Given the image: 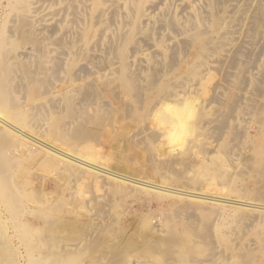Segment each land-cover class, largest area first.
Listing matches in <instances>:
<instances>
[{
	"label": "bare ground",
	"instance_id": "obj_1",
	"mask_svg": "<svg viewBox=\"0 0 264 264\" xmlns=\"http://www.w3.org/2000/svg\"><path fill=\"white\" fill-rule=\"evenodd\" d=\"M123 1L120 4L119 0H0V246H7L11 254L31 257L39 253L38 264H58L59 254L51 259L47 257L49 252L60 248L68 253L73 247L63 242L59 246L58 240L50 242L49 238L57 230L63 232L65 221L57 212L64 206L71 214L74 200L87 206L88 202L93 203L95 210L88 208L85 226L106 231V208L119 197L148 201L152 197L161 202L174 194L161 191L163 188H148L143 182L119 173V167H112L115 159L109 161L112 150L121 157L133 152L141 140L148 141L147 149L152 151L149 161L157 171L185 169L188 157L196 153L207 164L220 160L224 153L227 158L220 163L228 183L241 186L250 180L242 177L254 171V164L239 163L241 157L255 162L264 156V117L259 115L261 108L256 104L260 99L254 96L264 95V71L261 89L255 90V94L245 92L254 78L248 74L261 43L264 0H206L201 17L205 30L200 32L181 23L169 10L150 25L153 0ZM147 22L148 33L144 26ZM162 30L171 31L175 39L185 36L173 41L181 45L199 43L202 39L210 41L211 31H220L214 61L221 78L214 83L208 99L161 88L169 72L160 68L170 65L172 69L175 45H169V61L164 59L160 66L143 67V62L127 56L124 48L118 53V48L124 45H133L128 51L136 54L142 44L159 43L155 35L159 36ZM91 32L98 33L102 43H106L104 51L94 42L92 46L86 43L93 36ZM105 54L117 57L105 58ZM205 67L203 72L207 74L200 81L211 77L210 66ZM237 71L243 74L245 88L241 87V92L232 90L228 82ZM177 117L184 127L173 135L172 125ZM103 125L105 131L109 129L105 140L97 134ZM191 133L194 136L189 139ZM111 137H122L123 145L114 147ZM211 139L214 140L210 142ZM261 170L264 172V166ZM85 188L96 189L103 195L87 201ZM238 198L242 199L240 195ZM241 201L236 203L243 204ZM183 205L180 210L185 212L199 209L207 223L200 226L190 219L158 226L149 220L143 223V231L154 239L153 249L167 248L164 254L170 257L169 261H177L178 256L181 264L190 255L199 258L204 254L198 240L203 241L211 254L193 264H227L218 263L216 257L221 246L213 239L218 229L215 221L229 217L252 221L256 219L254 214L258 219L264 218V206L254 203L250 206L255 210L233 207L229 211L222 202L209 206L195 198ZM221 243L229 245L222 238ZM241 251L246 253L243 264H261L254 256L257 248L251 244L241 247ZM140 259L132 264L148 263ZM22 260L12 264H23Z\"/></svg>",
	"mask_w": 264,
	"mask_h": 264
},
{
	"label": "rangeland",
	"instance_id": "obj_2",
	"mask_svg": "<svg viewBox=\"0 0 264 264\" xmlns=\"http://www.w3.org/2000/svg\"><path fill=\"white\" fill-rule=\"evenodd\" d=\"M153 2L155 3V7L150 10L149 13L154 19L152 18V23L149 22L150 25L154 23L156 18H161L164 13L169 10L171 15L179 19L181 23L196 29V32L205 30L201 17L204 16L202 15V9H206V0H153ZM119 3L123 4L124 1L119 0ZM53 8H58V6H55ZM217 11H219V9H217ZM145 24L146 25L144 26H146V33H148L150 25L148 24V22ZM218 32L216 30H213V32L211 31V33L209 34L210 41H207V39H202L198 41L199 43H189L186 45H181V43H173V41L182 39L185 36H175V39L171 31L162 30L159 36L155 35V40H157L159 43H152L151 46H145L144 44H142L140 52L136 54L128 51L133 47V45H124V47L118 48V53L119 50L124 48L127 51V56L141 60L143 62V67H151L154 65L160 66L161 62H163L164 59L168 60L171 56V49H167L169 45H175L177 47V52L171 65L172 69L169 68L170 65L160 68L166 73L169 72V77H167L164 84L163 82L161 83L162 87H160L166 88L174 93H181L183 95H189L190 93L193 95L196 94L199 95V98L205 100L208 99L209 95L212 94L215 84L221 78V74L217 70L218 64L214 61V59H216L218 55L214 53L219 47ZM91 34L93 36L90 37L88 39V42L86 43L92 46V43L94 42V45L98 44V47L104 51L106 49V46L104 44L106 43H102L101 36L98 35V33L93 34L91 32ZM106 34L107 31H105V35ZM192 34H194V36L196 37L195 32H192ZM172 37L175 40L171 39ZM166 40H168L169 42ZM97 41H101V43H95ZM203 41L207 42L203 45ZM259 51H261L262 53H259ZM258 54H260V56H258ZM114 56L117 57L116 54H105V58L107 57L113 59L115 58ZM257 58L258 60H256ZM254 59L255 63L252 67L250 66L251 69L250 73L248 74L250 78L253 74L254 78L253 80H251V83L250 85H248V87L245 88L242 86L243 74L238 71L237 74H235V76L232 77L230 81H228L230 88L232 90L234 89L235 92H241V87L245 88L246 93L251 92V94H255V90H257L258 88L261 89V79L264 71V28L261 29V43H259L257 48V57H255ZM205 65H208L211 68L209 71V73L211 74V77L209 79L211 81L209 79L200 81V78L203 77L204 74H207V72H203L206 68ZM146 74H149L148 71L146 72ZM254 96H257V100L260 99L259 103L256 104L259 105V108H261V112L259 113V115L262 118L264 117V105H262L261 103L264 104V95L260 96L255 94ZM108 131L109 129H106L105 131V126L103 125V127L98 130L97 134L100 136L99 138H103V140H105V134H107ZM193 136L194 133H191L187 137L191 139ZM110 140L112 141L113 146L115 145L114 147H120V145H123L124 143V139L122 137H118V139L116 137H111ZM213 140L214 139H211L210 142H212ZM179 145V142L175 144L176 150L180 149ZM103 148L105 149L104 146ZM147 148L148 141L141 140V142L138 143L136 149H134L133 152H127L125 155H121V157L116 156L117 151L112 150L109 155L111 157L109 161L111 163V161L115 159L114 162L112 161V167H114V169L119 167L121 169L118 170L119 173L126 174L132 179L143 182L146 186H148V188H163L161 189V191L165 190L169 193L174 194L161 202L152 197H149L150 201H148L144 198H126L124 196H121L124 198L119 197L117 201L113 202L106 208V231L104 230V228L99 227L100 230L99 228L92 229L94 233L91 232V229L85 226V224L87 223L86 213L89 209L95 210L93 203L88 202L87 206L85 203L80 202L79 200H74V202L76 203H72L73 205L72 207H70L71 214L64 208V206L60 207L57 212V215H59L58 217H60V219L62 218V221H65V223L62 224L63 227L59 225L60 227H62L63 232H61V230H57V232L53 235H50L49 238L50 242L58 240L56 242L60 243H55L59 246L62 244V242L63 244L70 243V245L73 247V250L67 253L60 250V248H56L55 251L51 250V253L49 252V254L46 250V253L49 255L47 257L54 259V257L56 255L58 256L59 254L60 261L58 264H62L64 261H66L64 264H132L134 261L139 260L140 258L141 261H147V264H181L179 263L178 256H176L177 261H169L170 257L164 254L168 251L167 248L162 247L159 249H153L152 243L154 239L150 238V236L143 231V223H145V221L149 220L150 223H154V226H158L173 220L175 222H186L187 219H190L191 221L195 220L193 221L195 222V224H201L200 226H202L207 223V218L199 209H197V211L195 210L189 212L180 210L183 204V206L187 205L189 200L193 198H195V200L205 201L209 206H215V204L222 202V204H224L226 210L228 211L233 207L255 210L250 206L251 203L258 205L259 207L264 206V172L261 170V168L264 166V156H261V158L259 157V160L255 162H253V160H248L247 157H241V159L239 160V163L241 162L240 164H254L252 165L254 171L251 173L249 172L242 177L250 179L248 180V184L245 186H241L239 184L232 185L228 183V176L226 175L227 173L224 169L221 168L222 164L220 162H222L224 158L226 160L227 154L225 155L223 153L222 155H220L221 161L219 159L211 161L210 163H215V165L214 163H212V165L214 166H212L210 163H202L203 158L198 157V154L196 153L193 154V156L190 155L188 157V166L185 169L177 171L174 169L157 171L149 161L152 151L150 152L151 149ZM235 154H239L238 149H235ZM236 158H238V156H236ZM246 159L248 162L246 161ZM193 160L195 163L193 162ZM118 165H120L121 167ZM122 167H125V171L122 169ZM206 168H209L210 170ZM220 168L221 170H219ZM205 169L207 170L205 171L206 175L203 172ZM122 170L124 172H122ZM237 171L240 173L239 169ZM161 174L164 176L163 178H161ZM201 174L205 176L203 177ZM49 191L54 192V190L51 189ZM85 192L86 193L84 194V197H87V201H89L90 198L96 197L98 195H103L102 192H99L98 190L93 188H85ZM239 195L242 199L238 198ZM231 201H233L234 203ZM236 201H241L243 204L247 203V205L249 204V206H240L243 204H238L239 202L236 203ZM81 203L85 204V207ZM189 215H191L192 217H189ZM253 216H256V219H253L252 221L238 220L233 217L226 218L225 220L215 221L218 229L215 231L213 239L216 243L219 244V246H221L219 247V252L217 251L216 255L218 263L227 262V264H243L246 261V253L241 251V247L251 244L253 247L257 248V252L254 253V256L256 257V259H260L261 264H264V218L258 219V215L255 214ZM162 233H164V230L162 231ZM221 238L229 241V245L226 246L225 244L221 243ZM198 243L201 247H203L204 254L199 258L190 255L188 257V260L182 264H193L195 260H205L209 257V255L211 254L210 249L204 245L203 241L198 240ZM145 248L148 250H146ZM224 248H226L227 250H224ZM165 249L166 251H164ZM22 257L24 258V260H22ZM22 257L20 255L17 256L11 254L7 246H0V264H12L15 261L17 262L18 260H22L23 264H38L36 262V259L40 258V254L36 253L34 255H31V257L27 255ZM158 259L159 263L157 262ZM164 259L167 260L165 261Z\"/></svg>",
	"mask_w": 264,
	"mask_h": 264
},
{
	"label": "clouds",
	"instance_id": "obj_3",
	"mask_svg": "<svg viewBox=\"0 0 264 264\" xmlns=\"http://www.w3.org/2000/svg\"><path fill=\"white\" fill-rule=\"evenodd\" d=\"M183 127H184L183 121L179 117L175 118L172 125L173 135H176L179 131L183 129ZM161 135L163 139L164 133H161Z\"/></svg>",
	"mask_w": 264,
	"mask_h": 264
}]
</instances>
